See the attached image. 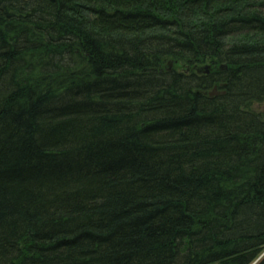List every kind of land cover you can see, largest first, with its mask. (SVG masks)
I'll list each match as a JSON object with an SVG mask.
<instances>
[{"label": "trees", "instance_id": "1", "mask_svg": "<svg viewBox=\"0 0 264 264\" xmlns=\"http://www.w3.org/2000/svg\"><path fill=\"white\" fill-rule=\"evenodd\" d=\"M0 264H264V0H0Z\"/></svg>", "mask_w": 264, "mask_h": 264}]
</instances>
